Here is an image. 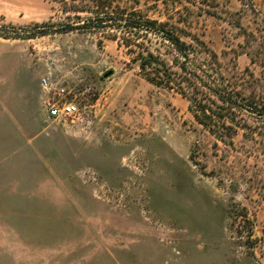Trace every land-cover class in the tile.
Masks as SVG:
<instances>
[{
    "label": "rangeland",
    "instance_id": "obj_1",
    "mask_svg": "<svg viewBox=\"0 0 264 264\" xmlns=\"http://www.w3.org/2000/svg\"><path fill=\"white\" fill-rule=\"evenodd\" d=\"M92 1L0 0L19 35L0 36V264H264V118L209 132L120 45L143 38L80 25ZM113 4L99 16L174 22L264 96V0ZM63 95L78 112L49 117Z\"/></svg>",
    "mask_w": 264,
    "mask_h": 264
},
{
    "label": "trees",
    "instance_id": "obj_2",
    "mask_svg": "<svg viewBox=\"0 0 264 264\" xmlns=\"http://www.w3.org/2000/svg\"><path fill=\"white\" fill-rule=\"evenodd\" d=\"M113 2L93 0L91 10L96 13V18L86 19L80 25L84 27L88 24L85 21L95 20L124 30L129 36L143 38L141 42L125 38L120 45L133 55L140 69L147 72L150 82L185 97L197 122L209 132L216 133L214 128L218 127L222 130L233 129L236 133L238 128L244 126L240 124V120H245L240 112L247 111L251 116L255 114L264 118V96L236 89L225 79L218 55L198 36L191 35L174 22L152 19L135 9L127 14L124 13L127 10L122 11L117 18L112 15L100 17V12H112L118 8ZM0 36L19 37L7 31H0Z\"/></svg>",
    "mask_w": 264,
    "mask_h": 264
},
{
    "label": "built area",
    "instance_id": "obj_3",
    "mask_svg": "<svg viewBox=\"0 0 264 264\" xmlns=\"http://www.w3.org/2000/svg\"><path fill=\"white\" fill-rule=\"evenodd\" d=\"M42 85H47L48 77H44L42 80ZM44 86V87H45ZM64 88L61 89V92ZM78 104L74 102L72 98H66L64 95L56 101L49 103L48 116L52 118H66L72 116L78 112Z\"/></svg>",
    "mask_w": 264,
    "mask_h": 264
},
{
    "label": "water",
    "instance_id": "obj_4",
    "mask_svg": "<svg viewBox=\"0 0 264 264\" xmlns=\"http://www.w3.org/2000/svg\"><path fill=\"white\" fill-rule=\"evenodd\" d=\"M111 74H112V71L109 70V71H107V72H105V73L103 74V77H108V76H110Z\"/></svg>",
    "mask_w": 264,
    "mask_h": 264
}]
</instances>
